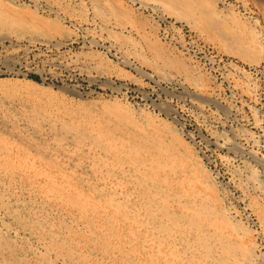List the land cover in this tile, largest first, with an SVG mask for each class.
Instances as JSON below:
<instances>
[{
  "label": "rangeland",
  "instance_id": "1",
  "mask_svg": "<svg viewBox=\"0 0 264 264\" xmlns=\"http://www.w3.org/2000/svg\"><path fill=\"white\" fill-rule=\"evenodd\" d=\"M15 1L44 20L57 18L60 28L0 30V159L20 162L0 165V239L17 261L5 245L0 264H129L117 250L96 245L103 233L97 215L114 216L111 208L96 205L85 221L43 188L48 173L62 190L75 184L95 199L135 202L131 169L94 135L103 125L123 139L146 124L177 136L197 187L216 196L220 213L236 225L231 238L255 245L250 264H264L257 257L264 259V0H208L219 15L230 9L242 30L262 42V58L251 63L231 52L238 45L232 29L213 28L221 43L155 0H113L131 10L137 25L94 14L90 0ZM151 37L167 62L145 49ZM185 71L201 83H191ZM113 219L122 226L120 216Z\"/></svg>",
  "mask_w": 264,
  "mask_h": 264
},
{
  "label": "bare ground",
  "instance_id": "2",
  "mask_svg": "<svg viewBox=\"0 0 264 264\" xmlns=\"http://www.w3.org/2000/svg\"><path fill=\"white\" fill-rule=\"evenodd\" d=\"M155 1H158L175 18H183L191 22L203 29L208 36L216 37L221 43L222 39L213 28L219 26L227 30L232 29L238 39V45L231 52L243 61L251 63L256 58H262V42L255 39L246 29L242 30L238 21L230 17V9L226 10L227 14L223 11L222 15H219L220 10L217 12L208 0ZM90 2L92 12L96 15L104 12L112 13L118 23L127 22L132 25L138 23L130 9L117 7L113 0H90ZM227 16L228 19H225ZM215 18L216 23L213 22ZM32 28L48 33L57 31L60 22L57 18L44 20L34 10L27 8L25 10L15 0H0V30ZM3 36L0 37L4 38ZM146 43L144 46L150 51L151 58H160L164 63L167 62L165 57L161 56L164 54V49L155 39L151 37ZM168 63L177 70H183L179 61ZM184 75L191 83H201L200 79L189 76L186 71ZM210 101L214 100L210 98ZM162 127L146 124L142 132H130L126 136L122 134L125 138L121 139L113 138L111 134H114V131L108 127L97 125L95 141H93L99 142V146L117 163L126 164L131 169L133 176L128 178V182L134 190L132 194L135 202L130 199L117 201L111 197L95 199L97 196L83 194L74 189L75 184L72 187L68 186L70 190L67 189L68 187L62 190L61 184L53 182L48 173L45 175L52 182L50 181L51 183L49 182L50 184L48 183L43 191L75 207L79 212V218L85 221V214L92 212L96 205L111 208L114 216L104 219L102 215H97L96 225L102 227L103 233L96 241V245L102 250H117L127 258L129 264H250L251 258L255 257L252 256L255 245L246 243L243 237L236 240L231 238L230 235L236 225L234 227L220 213L216 207L218 203L216 196L205 195L202 189L197 187L199 179L192 173L196 170L194 166L190 167L191 169L187 168L186 158L176 146L177 136L166 138ZM1 158L0 165L5 168L13 169L20 165L17 160H7L4 156ZM259 162L264 164V159H260ZM260 214L264 227V212ZM116 216L121 217L122 226L112 224ZM103 222L106 224L104 225ZM120 232H123L120 234L123 236L119 235ZM117 235L119 239L123 237L125 241L130 242L128 248L122 247L119 240L114 242ZM142 238L145 241L149 240V243L144 246L140 244L139 240ZM5 245L12 254L13 248L10 244H5L0 239V246L5 247ZM60 248L66 252L71 251V245L64 241H60ZM138 255L141 256L140 259L137 258ZM262 255L257 257L264 261ZM11 259L13 263L17 262L14 254L11 255Z\"/></svg>",
  "mask_w": 264,
  "mask_h": 264
}]
</instances>
